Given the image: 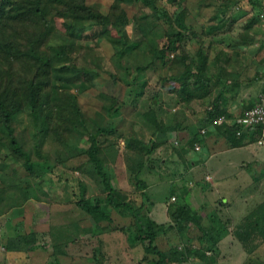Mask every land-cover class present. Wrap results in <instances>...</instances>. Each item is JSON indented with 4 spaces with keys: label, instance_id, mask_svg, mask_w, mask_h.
I'll list each match as a JSON object with an SVG mask.
<instances>
[{
    "label": "rangeland",
    "instance_id": "374dc122",
    "mask_svg": "<svg viewBox=\"0 0 264 264\" xmlns=\"http://www.w3.org/2000/svg\"><path fill=\"white\" fill-rule=\"evenodd\" d=\"M88 2L104 13L125 15L128 21L117 32L125 31L130 41L138 38L141 44L119 55L120 46L112 39L120 37L111 24L90 25L96 29L91 37L75 32L81 45L77 64L93 67L99 76L85 88L86 84L73 78L78 67L62 71L53 67V82L77 97L84 114L83 124L63 133V143L51 134L35 150L46 123L44 115L26 106L13 118L14 135L36 162L31 171L22 158L10 153L7 131L0 128V264H90L92 260L140 264L142 244L127 239L136 227L132 221L136 210L143 211L154 230L164 235L157 242L169 264H264L253 252L258 246L256 251L264 253V230L248 224L259 220L264 204V142H258L264 139V130L253 128L245 137L250 142L237 147L225 146L221 135L211 149L206 145L195 149L199 142L188 144L193 135H201V120L216 95L227 115H238L264 94V0H156L168 11L169 26L141 0ZM253 16L255 21L246 27ZM227 17L233 19L232 24L208 33L211 24L227 22ZM57 24L61 27V18ZM105 29L111 33L102 32ZM177 31L187 33L183 55L208 48L206 73L212 77L211 91L189 102L178 101L177 94L167 88L172 81H164L183 70L181 51L166 52L163 61L151 64L153 49ZM147 64L142 71L136 69ZM110 94L123 103L115 118L105 110V95ZM151 110L164 123V141L150 152L129 149L127 135L156 142L154 129L143 115ZM113 121L123 136H101L98 155L115 199L129 205L121 209L108 202L102 177L94 171L87 150L90 133ZM174 123L179 125L174 128ZM139 161L143 186L130 179V168ZM80 198L99 203L114 221L128 226L114 229L106 220L93 217L77 204ZM182 204L197 210L208 227L209 250L198 249L197 239L180 235L171 212ZM60 251L76 260L64 259Z\"/></svg>",
    "mask_w": 264,
    "mask_h": 264
},
{
    "label": "trees",
    "instance_id": "16d2710c",
    "mask_svg": "<svg viewBox=\"0 0 264 264\" xmlns=\"http://www.w3.org/2000/svg\"><path fill=\"white\" fill-rule=\"evenodd\" d=\"M137 2L140 0H127ZM144 5L154 9L155 14L161 17L163 22L169 26L170 15L168 11L159 5L156 0H141ZM68 13V15H66ZM182 15L180 12L178 16ZM61 18V27L57 21ZM227 22L211 24L208 27L209 34H215L224 30L225 26L233 23L231 17H227ZM128 18L125 15L102 12L93 7L88 0H0V128L7 131V142L10 153L15 158H22L28 171H31L36 162L30 160V154L22 148V144L14 135L13 118L26 106L34 112H40L44 115L46 123L40 137L36 143L35 150L40 149L47 138H52L63 143L64 132H71L77 126L83 124L84 114L81 111L77 97L71 96L64 89H61L56 82L52 80L53 67H59L62 70L76 68L77 72L74 79L86 84L85 88L94 84V80L99 76V72L90 66L77 64L78 58L76 52L81 49L80 43L74 34L79 31L83 37H91L96 34V29L92 26H104L111 24L116 29L120 24L127 23ZM255 17H251L245 24L251 27ZM92 25L91 27H89ZM184 29L189 26L183 27ZM102 32H110L108 29ZM116 34L119 40L112 39L115 44L120 46L119 55L125 51L132 52L141 44V40L133 39L130 41L127 33L122 31ZM186 32L177 31L174 36H168L166 41L159 47H155L152 52L151 64L163 61L166 52L181 51L179 58L183 64V70L177 76H166L164 81L170 82L167 88L177 94L178 101L189 102L192 99L203 98L211 91L212 77L206 73L208 61V48H197L193 55L184 54L183 50ZM148 67L137 66L139 71ZM75 69V70H76ZM114 78V77H113ZM165 84V83H163ZM223 89L220 94H225ZM108 99L106 112L114 116L121 113V106L117 96L105 95ZM146 119L151 123L154 129L155 139L145 143L137 135L125 136L126 146L134 151L150 152L160 142L164 141L163 129L164 123L151 110L150 114L143 113ZM221 115L232 117L234 115L226 114V107L219 103V95H216L204 115L202 126L205 131L201 135H193L188 140V144L199 145V149L204 145L212 146L216 144L217 136L221 135L225 146L237 147L248 143L246 133L251 128L243 129L240 134L237 130L241 125L237 122L225 120L217 123ZM110 126H100L94 133H90V145L88 147L89 159L93 162L94 171L102 178L103 189L106 192L108 202L115 208L129 207L126 201H117L115 199V189L109 180V174L104 168L103 162L98 155L99 147L102 144L101 136H108L114 133L115 138L123 136L122 131L118 129L117 121H113ZM179 124L174 123V128ZM260 131V126L255 127ZM63 131V132H62ZM200 143L202 144L200 146ZM195 144V145H196ZM39 151V150H38ZM48 168V165L44 166ZM142 168V162L130 168V179L138 186H143V182L138 178V173ZM174 196V195H173ZM77 204L85 212L96 218L104 219L114 229H125L128 224L116 222L104 211L99 203L92 202L90 199L80 198ZM172 217L178 223L180 235L186 239H197L200 250H209L211 244L207 241L208 227L203 224L202 218L197 210H192L189 205L182 204L171 212ZM132 221L135 223V230L129 231L127 239L130 243L140 242L144 253L140 259V264H169L166 260L164 248H161L157 242L164 237L154 230L151 220L143 211H133ZM248 224L264 230V204L259 213V220ZM185 230L184 232H181ZM240 227L238 231H242ZM185 233V234H183ZM26 241L25 236L23 237ZM258 246L253 248V252L264 260V253L256 251ZM59 255L64 259L76 260L65 251H60ZM105 258L106 257H102ZM92 260V259H91ZM90 264H101V263ZM76 264V263H65Z\"/></svg>",
    "mask_w": 264,
    "mask_h": 264
},
{
    "label": "built area",
    "instance_id": "2783aa9c",
    "mask_svg": "<svg viewBox=\"0 0 264 264\" xmlns=\"http://www.w3.org/2000/svg\"><path fill=\"white\" fill-rule=\"evenodd\" d=\"M225 120H230L231 122H237L241 125V128L237 130V134H240L243 129L246 128H255L260 126L262 130H264V94H261L258 101L247 108L246 110L242 111L238 115H234L232 117H228L226 115H221L217 119V123H221ZM205 130L202 129L201 132ZM264 133V132H263ZM259 143H263L264 139L260 137L258 140ZM195 149H199V145H195ZM172 199H175V196H172Z\"/></svg>",
    "mask_w": 264,
    "mask_h": 264
},
{
    "label": "crops",
    "instance_id": "0c3cea01",
    "mask_svg": "<svg viewBox=\"0 0 264 264\" xmlns=\"http://www.w3.org/2000/svg\"><path fill=\"white\" fill-rule=\"evenodd\" d=\"M235 115H237V114H235ZM212 146H214V145H212ZM212 147L211 146H209V149H211ZM208 177L210 178L211 177V175L210 174H208Z\"/></svg>",
    "mask_w": 264,
    "mask_h": 264
}]
</instances>
